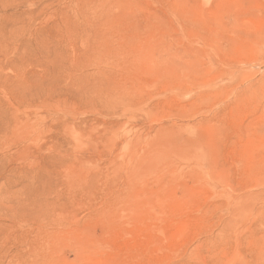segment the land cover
Returning a JSON list of instances; mask_svg holds the SVG:
<instances>
[{"label": "rangeland", "instance_id": "rangeland-1", "mask_svg": "<svg viewBox=\"0 0 264 264\" xmlns=\"http://www.w3.org/2000/svg\"><path fill=\"white\" fill-rule=\"evenodd\" d=\"M0 264H264V0H0Z\"/></svg>", "mask_w": 264, "mask_h": 264}]
</instances>
